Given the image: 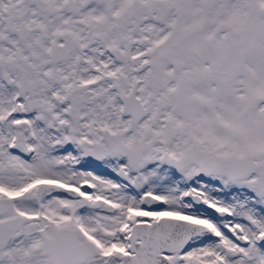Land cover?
<instances>
[{"label":"snow or ice","instance_id":"obj_1","mask_svg":"<svg viewBox=\"0 0 264 264\" xmlns=\"http://www.w3.org/2000/svg\"><path fill=\"white\" fill-rule=\"evenodd\" d=\"M0 264H264V0H0Z\"/></svg>","mask_w":264,"mask_h":264}]
</instances>
